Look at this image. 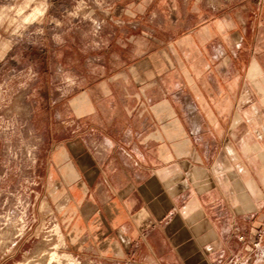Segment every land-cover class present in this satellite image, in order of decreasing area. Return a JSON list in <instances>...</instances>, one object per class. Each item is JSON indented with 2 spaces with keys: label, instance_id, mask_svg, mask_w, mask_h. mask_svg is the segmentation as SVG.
Masks as SVG:
<instances>
[{
  "label": "crops",
  "instance_id": "0c3cea01",
  "mask_svg": "<svg viewBox=\"0 0 264 264\" xmlns=\"http://www.w3.org/2000/svg\"><path fill=\"white\" fill-rule=\"evenodd\" d=\"M211 1L117 6L138 22L102 51L100 93L70 99L59 129L49 112L32 211L57 221L63 257L220 264L261 227L263 0ZM3 237L0 264L38 250L31 232ZM248 260L264 264V241Z\"/></svg>",
  "mask_w": 264,
  "mask_h": 264
},
{
  "label": "rangeland",
  "instance_id": "374dc122",
  "mask_svg": "<svg viewBox=\"0 0 264 264\" xmlns=\"http://www.w3.org/2000/svg\"><path fill=\"white\" fill-rule=\"evenodd\" d=\"M132 1L0 0V194L13 193L2 196L9 209L0 212V236H12L16 226L38 243L17 264L61 262L65 245L57 221L44 210L32 211L42 130L49 112L58 129L76 120L69 102L75 95L100 93L99 81L107 75L102 51L115 28L124 32L138 22L112 12ZM259 23L264 29V0Z\"/></svg>",
  "mask_w": 264,
  "mask_h": 264
},
{
  "label": "built area",
  "instance_id": "2783aa9c",
  "mask_svg": "<svg viewBox=\"0 0 264 264\" xmlns=\"http://www.w3.org/2000/svg\"><path fill=\"white\" fill-rule=\"evenodd\" d=\"M6 195L13 196V193H8ZM6 195L0 194V212L3 214H4V208L9 209L8 204H7V199L6 198L5 200L3 199V197ZM1 218L4 220L3 216ZM5 220L9 221L10 223V216L8 215V212H7ZM4 225H7V223L6 224L4 223ZM19 229L20 228H17L15 226L14 233H13L14 238H17L21 235V232L19 231ZM252 236H253V240L248 241V237L246 235L240 234L237 237L238 241L241 243L240 255L231 256L230 259L220 264H248V257L255 255V253L257 252L261 243L264 240V222L260 228L253 230ZM59 264H100V263L94 262V261L83 262L77 257H62L61 262Z\"/></svg>",
  "mask_w": 264,
  "mask_h": 264
}]
</instances>
